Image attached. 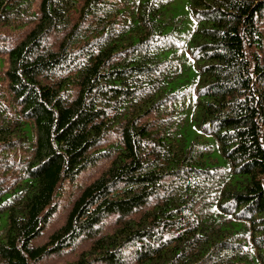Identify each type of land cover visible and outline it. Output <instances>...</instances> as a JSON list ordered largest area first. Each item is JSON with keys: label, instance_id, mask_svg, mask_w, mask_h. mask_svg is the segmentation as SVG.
<instances>
[{"label": "trees", "instance_id": "1", "mask_svg": "<svg viewBox=\"0 0 264 264\" xmlns=\"http://www.w3.org/2000/svg\"><path fill=\"white\" fill-rule=\"evenodd\" d=\"M35 4L0 0V264H264V0Z\"/></svg>", "mask_w": 264, "mask_h": 264}, {"label": "rangeland", "instance_id": "2", "mask_svg": "<svg viewBox=\"0 0 264 264\" xmlns=\"http://www.w3.org/2000/svg\"><path fill=\"white\" fill-rule=\"evenodd\" d=\"M40 0H36L35 8H38ZM262 27L264 30V21L262 23ZM31 27H24L22 29L17 30H6V34H8L9 40L12 44L19 43L23 37L27 34ZM59 37L57 35H53L51 40L55 42ZM60 39V38H59ZM215 155L218 156V149L215 146ZM112 161V158H103L98 160L96 163L87 166L82 169L78 174L77 178L74 181H67L65 183L64 191L58 196V209L51 218V220L46 224L43 228L42 232L35 236L32 239L33 244H40L45 242L50 233L54 231L58 226H60L66 219L67 214L72 207V204L75 198L81 193L83 188L98 177L104 169H106ZM116 213H110L109 216L104 221L102 228L99 232L105 233L109 232L113 229V225L115 223ZM93 238H79L74 245L65 246L62 250L54 252L50 255H47L36 262V264H71L73 260H75L81 251L90 247ZM91 264H106L103 261H93Z\"/></svg>", "mask_w": 264, "mask_h": 264}]
</instances>
